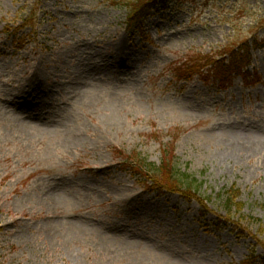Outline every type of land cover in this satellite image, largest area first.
<instances>
[{"label":"rangeland","instance_id":"374dc122","mask_svg":"<svg viewBox=\"0 0 264 264\" xmlns=\"http://www.w3.org/2000/svg\"><path fill=\"white\" fill-rule=\"evenodd\" d=\"M131 1L0 0V264H264V48L179 70L264 41V0L169 1L142 33ZM163 145L196 197L128 168Z\"/></svg>","mask_w":264,"mask_h":264},{"label":"trees","instance_id":"16d2710c","mask_svg":"<svg viewBox=\"0 0 264 264\" xmlns=\"http://www.w3.org/2000/svg\"><path fill=\"white\" fill-rule=\"evenodd\" d=\"M173 0H134L131 1L129 6V12L126 18L127 28L133 29L142 33L143 22L149 17L153 11H158L159 8H165L167 2ZM158 5V6H157ZM30 17L24 20L25 24L29 22ZM264 48V41L253 40L252 43L247 44L244 42L238 44L227 52H224L219 58H212L211 56H199L198 59L193 62L189 61L180 67L182 70L181 77L190 78L195 74H201L203 71L212 73L213 76L220 75H242L243 70L251 62L252 52L257 49ZM195 63V65H194ZM187 64V65H186ZM187 72H189L187 74ZM175 154L173 146L163 145L161 148L160 164L155 165L150 163L146 158L141 157L139 154L132 155L126 164L128 168L135 175H143L146 177V181H150L151 188L155 190L166 189L173 192H179L182 195L191 194L196 192L194 183L196 179L189 181L190 174L181 172L176 167ZM192 178V177H191ZM240 193L236 189H230L219 194V199L222 200L223 204L227 206L228 213L233 211H241V203L238 202L237 198ZM196 197V195H194ZM260 234L264 235V231H260ZM264 245V244H263ZM264 250V247H263Z\"/></svg>","mask_w":264,"mask_h":264},{"label":"bare ground","instance_id":"6f19581e","mask_svg":"<svg viewBox=\"0 0 264 264\" xmlns=\"http://www.w3.org/2000/svg\"><path fill=\"white\" fill-rule=\"evenodd\" d=\"M82 77L84 78V75L81 76V75H78L77 77H75L72 81H77L78 83L82 81ZM70 80H68L69 82Z\"/></svg>","mask_w":264,"mask_h":264}]
</instances>
